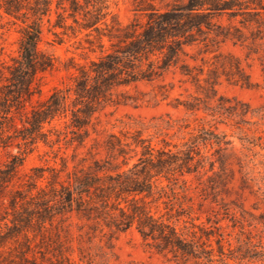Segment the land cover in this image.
<instances>
[{"label": "trees", "instance_id": "1", "mask_svg": "<svg viewBox=\"0 0 264 264\" xmlns=\"http://www.w3.org/2000/svg\"><path fill=\"white\" fill-rule=\"evenodd\" d=\"M0 10L10 22L22 24L18 56L0 63V147L12 140L30 151L39 142L54 144L52 132L56 142L61 133L53 122L65 119L66 145L84 148L96 114L106 106L168 98L173 83L159 84V92L149 100L148 94H131L127 88L161 80L169 72L195 92L187 99L175 98L174 106L202 124L199 134L181 147L165 138L157 147L153 139L158 136L144 137L142 126L131 134L110 133L101 145L94 140L71 170L68 158L60 156L59 168L34 167L22 179L23 158L11 155L0 164V264H96V255L87 250L98 234L99 242L106 237L109 249L132 227L145 246L183 263L202 258L212 263L217 256L226 264L221 234L214 241L215 254L212 229L197 227L198 234L177 227L180 215L171 214L179 201L174 187L181 180L187 191L184 176L190 174L227 177L231 143L225 134L205 126L207 117L238 125L250 124L254 117L264 119L260 109L217 90L222 80L246 88L255 85L241 60L221 46L230 42L257 53L264 42V0H133L134 17L126 24L114 16L108 20L106 0H0ZM52 13V29L61 30L54 36L75 39L86 62L68 58L64 69L74 71L69 83L55 87L27 110L26 104L40 92V76L58 68L57 58L38 48L43 22L50 23ZM200 112L205 117H198ZM153 127L161 136V127ZM207 145L214 148L211 156L202 151ZM71 159L75 161L76 153ZM72 214L84 222L77 227V246ZM84 235L88 247L82 245Z\"/></svg>", "mask_w": 264, "mask_h": 264}, {"label": "rangeland", "instance_id": "2", "mask_svg": "<svg viewBox=\"0 0 264 264\" xmlns=\"http://www.w3.org/2000/svg\"><path fill=\"white\" fill-rule=\"evenodd\" d=\"M108 4L109 17H116L122 24L130 22L134 17L133 0H106ZM54 13L50 16V23L45 19L41 34V41L38 48L57 58L58 68L47 71L40 76V92L35 94L30 103L26 104L27 110L37 102L46 99L52 90L61 86L63 83H69L70 74L73 69L65 70L64 64L68 58L74 57L76 61L84 63L86 60L80 56L82 50L76 49L75 39L60 35V38L54 36L53 32L60 33V29H52L54 23ZM21 23H12L9 18L0 10V63L10 62V58L18 56V46L21 37ZM61 40V41H60ZM225 53L230 52L238 57L251 81L255 84L251 88L240 85L230 84L225 80L217 86L218 93L228 98H235L248 103L254 109H260L264 112V42L259 45L257 53L251 52L249 48L240 45L226 43L221 46ZM179 76L171 72L166 74L163 79L147 83L139 82L136 86H131L127 90L131 94L138 92L148 94L145 100H149L153 93H158L159 84L173 83L174 88L166 99L158 98L157 102L145 101L138 104L120 103L117 105L106 106L96 114L94 120V130L90 128V136L86 140V147L75 150L76 143L71 146L66 145V139L63 133L69 131L65 128L63 122L65 119L53 122L57 125L61 136L56 142L57 135L52 132L51 139L54 144L44 145L39 142L32 151L23 144L18 145L19 141L12 140V143L6 147H0V164L9 160L11 155H20L23 158L19 174L21 179L23 175L30 172L34 167L56 166L60 167L59 157L68 158L69 170L86 156L87 149L94 140L100 145L110 133L122 135L126 132L130 134L141 126L144 128V137H157L153 139V144L161 147L162 138L177 144L179 147L191 138L199 134L201 125L195 121V116L186 112L182 107H175V98L187 99L189 94H194V88L189 83L179 82ZM198 117H205V114L198 113ZM248 119H250L248 117ZM206 120L218 134H225L227 140L231 143L229 156L227 160V177L222 180L218 176L208 172L202 178L194 174L185 175L187 181V191L181 188L182 181L174 187L178 192L179 201L175 203L171 214L180 215L176 222L179 229L186 226L185 232L195 230L197 227H204L213 230V237L210 239L215 249V238L221 234L224 238L225 262L226 264H264V119L254 117L250 119V124H234L231 121L226 123H217L210 117ZM255 123V124H254ZM165 124H171L167 127ZM20 125V124H18ZM154 125H159L162 129L156 134ZM188 125L187 128L181 127ZM50 128V126H47ZM247 134V135H245ZM68 135L67 138H69ZM100 156H104L101 148ZM206 155L211 156L214 148L207 145L202 149ZM57 154V157L54 156ZM76 153V159L73 162L71 156ZM208 169V166L206 167ZM48 175V173H47ZM210 176V178H208ZM163 184H166L164 181ZM163 201H167L163 198ZM182 205H178V203ZM159 210L164 213V205L159 202ZM192 219V220H191ZM173 220H176L173 219ZM218 224L215 225L214 222ZM72 233L75 237L74 246H77V238L81 233L77 227L83 225L77 219L75 214L71 215ZM192 223L194 228H192ZM216 226H220L217 230ZM87 231L85 227L82 231ZM99 236L93 241V246L87 252L94 253L96 264H224L219 257L215 256L212 263L205 259L195 261L190 259L183 263L179 257L172 254L158 253L155 249L144 245L142 238L134 227L118 235L112 242L111 248H106L104 243L106 237H102L99 242ZM87 237L83 236L82 245L88 247ZM230 246H228V243ZM101 245L103 248H98ZM74 254L77 263L78 253Z\"/></svg>", "mask_w": 264, "mask_h": 264}]
</instances>
